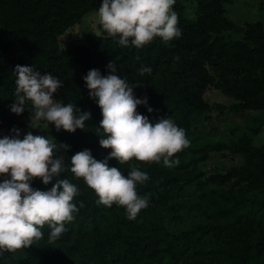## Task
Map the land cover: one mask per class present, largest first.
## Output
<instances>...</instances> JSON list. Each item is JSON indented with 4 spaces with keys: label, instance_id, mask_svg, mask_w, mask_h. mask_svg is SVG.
I'll return each instance as SVG.
<instances>
[{
    "label": "rangeland",
    "instance_id": "1",
    "mask_svg": "<svg viewBox=\"0 0 264 264\" xmlns=\"http://www.w3.org/2000/svg\"><path fill=\"white\" fill-rule=\"evenodd\" d=\"M84 1L97 3L98 8L85 12L65 33L59 35L60 48L64 51L74 46H88L89 35L103 36L98 17L102 0ZM39 2L43 11H53L55 7L52 0ZM174 5L182 7L186 16H195L196 0H176ZM225 12L239 28L245 29L247 23L257 21H261L264 27V0H230L225 4ZM33 16L25 0H0V34L15 36L17 22ZM219 35L226 40H239L244 36L243 32L235 30L224 31ZM215 36L217 34H213ZM69 58L72 55H65L63 59V63H66L63 71L69 67ZM202 59L207 60L206 67L211 77L218 80L220 70H214L213 56L206 54ZM10 60L11 54L0 52V133L4 127L19 121L25 123V129L17 138L23 139L31 132L56 142L59 131L53 124L44 120L31 121L30 103L20 115L11 112L10 105L15 99L17 77L14 71L17 65L6 70L5 65ZM68 71L74 83H69L67 97L79 115L80 112H86L80 105L78 89L84 85L79 79L81 73L73 68ZM166 79L168 85L176 82L178 86L184 87L183 82L174 81L170 77ZM201 89L200 94L209 103V109L190 114L183 120L184 124H179V119L171 118L178 127L185 130L189 140V146L173 157L179 159L178 165L168 168L163 161L151 164L134 159L125 164H119L115 158L108 161L110 167H117L125 176L133 165L149 176L136 189L139 195L148 196L149 206L141 210L135 220L127 218L124 207H106L101 204V218L96 227L84 207L80 208L82 201L77 194L73 203L79 211L74 214V220L66 224L67 231L57 240L50 241L51 229L45 225L41 229L43 238L35 241L31 247L18 250L14 262L10 264H147L155 247L153 235L161 227L173 234H180L207 224L229 228L232 238H226L221 234L222 230L217 228L196 243L188 254L181 256L176 264H236L239 249L245 253L246 264H264V185L228 175L232 168H244L247 173L264 178V167L258 166L257 161L249 159L248 155L234 152L230 148L231 145L243 144L246 138L254 146H264V107L239 112L231 109L230 105L235 102V98L215 87L211 79ZM53 98L58 102L56 94ZM219 104L226 107L219 108ZM148 107H141L137 111L155 123L160 117L149 114ZM93 121L91 114V118L85 121V127L91 128ZM217 142H224L227 146L220 150H208L209 145ZM93 147L102 149L101 146ZM109 155L105 153L100 161ZM211 175L221 177L212 179ZM4 178L0 176V182ZM65 178L73 184L79 181L71 171L59 179ZM41 185L40 179L32 181L34 189ZM52 186L43 185V191L50 190ZM133 234L144 235L145 241L133 247L118 262H102L95 258L81 262L93 250L109 249L112 245L130 239Z\"/></svg>",
    "mask_w": 264,
    "mask_h": 264
},
{
    "label": "trees",
    "instance_id": "2",
    "mask_svg": "<svg viewBox=\"0 0 264 264\" xmlns=\"http://www.w3.org/2000/svg\"><path fill=\"white\" fill-rule=\"evenodd\" d=\"M52 1L55 6L53 11L49 9L43 11L39 0H25L28 10L31 9L34 14L33 18L19 20L15 36L0 34V52L11 54V60L5 65V69L9 71L11 67L20 65L32 67L34 71H39L42 75L52 74L62 83V87L55 94L58 103L64 105L69 103L67 97L69 83H74L69 78L68 70L75 69L81 73L79 79L84 85L83 88L78 87L80 105L86 112L92 114L94 123L91 128L77 129L74 133L63 129L59 131L55 143L70 146L66 151L57 148L55 152L57 158H63L64 171L61 172L60 177H53L47 185L42 182L38 190L43 191V185L50 187L57 179L64 177L70 171L71 156L76 152L88 149L99 161L105 153L110 154L111 149L93 147L100 146L99 139L106 137L103 129L97 130L102 120L101 109L97 102L90 98L83 78L92 69L99 70L102 76L110 74L107 65L111 61L117 66V74L126 79L130 86L140 85L133 87V95L142 100L146 97L147 106L153 109L151 113H148L155 117L176 118L179 119V124H184L183 120L190 114L209 109V103L202 98L200 92L210 79L214 81L215 87L235 98V102L230 105L231 109L239 112L243 109L264 107L263 23L250 22L245 29L237 27L226 16L225 4L230 0H196L195 16L192 17L186 16L181 10L182 7L174 5L173 10L178 15V27L182 35L168 43L157 37L141 48H136L131 43L128 46H122L118 42L119 37H109L100 25L103 36L89 35L88 46H74L65 51L60 48L59 35L65 33L85 12L97 9L98 5L84 0ZM229 30L243 32V39L226 40L224 36L219 35ZM213 34L217 36L213 37ZM206 54L213 56L214 70L217 72L220 70L218 80L211 77L206 67L207 60L202 59ZM65 55H72L67 63L69 64L67 71H63L66 68V63H63ZM141 66L151 67V75H140ZM166 77L183 82L184 87L178 86L176 82L168 85ZM147 106L141 104L137 109ZM218 107L226 106L219 104ZM14 129L20 134L25 129V123L14 121L4 127L0 133V139L5 136L17 138ZM226 146L224 142H217L207 148L220 150ZM230 148L234 152L248 155L249 159L257 161L258 166L264 167V146H254L250 139L246 138L243 144L231 145ZM228 175L264 185L263 177L247 173L244 168H232ZM220 177L221 175L210 176L212 179ZM75 185L85 211L96 226L101 218V204L97 203V195L82 178ZM112 206L118 207L116 204ZM217 228L222 230L221 234L226 238H232L229 228L214 227L209 224L180 234H173L161 227L153 235L152 241L155 247L147 264H176L181 256L188 254L196 243ZM144 241V235L133 234L130 235V239L112 245L109 249L93 250L81 262H89L95 258L102 262L115 263ZM17 253L18 250L2 252L0 264L13 263ZM237 254L236 264H246L243 250L239 249Z\"/></svg>",
    "mask_w": 264,
    "mask_h": 264
},
{
    "label": "clouds",
    "instance_id": "3",
    "mask_svg": "<svg viewBox=\"0 0 264 264\" xmlns=\"http://www.w3.org/2000/svg\"><path fill=\"white\" fill-rule=\"evenodd\" d=\"M176 0H102L98 10L99 23L109 37H119V44L136 48L150 44L157 37L165 43L182 35L178 27V15L173 10ZM139 59V57H137ZM179 59V57H176ZM110 74L102 76L97 69L90 70L83 78L101 109L99 128L106 138H100L102 148L111 149L104 160L95 159L88 149L71 156V173L98 197L97 203L106 207L113 204L124 207L127 218L135 220L141 210L149 206L148 196L137 192V185L144 184L149 176L136 166L125 176L108 161L115 158L119 164L133 159L146 164L163 161L172 168L180 163L173 158L189 146L183 128L170 118L161 117L155 123L137 111L138 105L147 106V98L137 99L133 87L117 74V66L111 61L107 65ZM16 90L12 113L20 115L31 104V121L44 120L53 124L57 131L63 129L74 133L84 130L90 112L76 114V109L54 100V94L62 87L61 81L50 73L41 74L32 67L17 65ZM152 68L141 66L140 75H151ZM151 113L153 109L147 108ZM16 132L19 137V131ZM69 145H57L42 135L28 132L23 139H0V252H15L31 247L43 238L41 229L47 225L51 231L49 240H57L67 231L79 211L73 203L78 188L68 179H58L48 191L32 187L34 179L45 185L53 177H60L63 158L55 155L57 148L65 151ZM84 207L83 203L80 208Z\"/></svg>",
    "mask_w": 264,
    "mask_h": 264
}]
</instances>
